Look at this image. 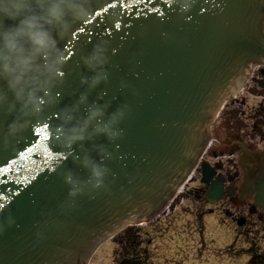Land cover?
<instances>
[{"label": "water", "instance_id": "obj_1", "mask_svg": "<svg viewBox=\"0 0 264 264\" xmlns=\"http://www.w3.org/2000/svg\"><path fill=\"white\" fill-rule=\"evenodd\" d=\"M263 21L264 0H90L60 41L56 103L0 148V264H78L111 222L162 206L203 149L201 130L224 85L264 56ZM101 41L107 78L89 89L81 57ZM82 93L105 118L122 111L119 134L90 128L66 147L61 113ZM12 119L0 109V141ZM93 164L104 170L99 186Z\"/></svg>", "mask_w": 264, "mask_h": 264}, {"label": "flooded vegetation", "instance_id": "obj_2", "mask_svg": "<svg viewBox=\"0 0 264 264\" xmlns=\"http://www.w3.org/2000/svg\"><path fill=\"white\" fill-rule=\"evenodd\" d=\"M207 137V146L186 183L193 187L188 205L191 216L186 223L199 224L201 230L187 233L177 228L174 224L182 216L172 212L180 208V202L172 203L142 224L121 227L106 238L102 247L113 243L122 252L121 260L113 264L124 260L127 264V260L130 264H225L224 255L235 238L242 240V264H264L263 56L227 85ZM217 193L219 198H215ZM226 230L232 236L226 238ZM170 232L177 233L181 242L173 252L168 246L173 241ZM192 241H199L200 248H187ZM156 243L153 247L160 254L153 258L150 247Z\"/></svg>", "mask_w": 264, "mask_h": 264}, {"label": "clouds", "instance_id": "obj_3", "mask_svg": "<svg viewBox=\"0 0 264 264\" xmlns=\"http://www.w3.org/2000/svg\"><path fill=\"white\" fill-rule=\"evenodd\" d=\"M89 12L90 0H0V109L13 117L0 148L7 147L9 136L23 131L30 118L39 117L45 107L56 103L55 89L63 81L66 64L60 41ZM81 62L92 73L81 82L95 88L107 78L106 43L94 44ZM86 98L82 93L77 105L61 113L60 130L66 147L83 141L90 128L92 134L103 133L109 139L119 134L115 126L122 111L117 109L105 118L104 107L95 102L85 104ZM81 104L83 116L78 115ZM91 175L99 186L104 170L93 164Z\"/></svg>", "mask_w": 264, "mask_h": 264}, {"label": "rangeland", "instance_id": "obj_4", "mask_svg": "<svg viewBox=\"0 0 264 264\" xmlns=\"http://www.w3.org/2000/svg\"><path fill=\"white\" fill-rule=\"evenodd\" d=\"M191 186V185H190ZM190 186H188L187 184L184 185L180 190H178V193L176 194V198H174V204L178 205V202H180L179 205V209L174 210L172 213H174V216L180 215L182 216V220H180L178 223H175L174 225H176L177 228H181L183 230L186 229L187 233H194V232H199L201 230V225L199 224H187L186 222L189 221L191 213H189V202H190V198L191 195L189 193V191H193V187L191 188ZM173 204V205H174ZM196 226H199L196 227ZM134 230H138V228H132ZM195 230V231H194ZM228 231V230H226ZM224 231L223 235L228 238L230 236H232V233L230 231L227 232ZM172 232H170L168 235L171 236L173 238V241H171L168 246L171 249L170 252L176 251V245L177 243H181L179 242V235L177 233L171 234ZM223 236V237H224ZM192 238V236L189 237V239ZM230 242V241H229ZM156 244L151 245L150 247V251H152L151 257H156L158 254V252H156V249H154L153 246L157 247ZM204 247L206 248L209 246L208 243L203 244ZM201 246V243L199 241H192L189 245H187L186 247L189 248L191 251L193 250V248H197L199 249ZM243 245H242V240H238L237 238H235L233 240V244L230 245V250L228 253H226V255H224V260H225V264H242V254L244 255L243 249H242ZM188 249V252L190 251ZM196 249V250H197ZM207 249V248H206ZM206 249H201L204 252H209ZM195 250V249H194ZM202 252L203 255H205V253ZM121 250L119 252L118 248H115V244L110 243L107 244L106 246H104L96 255L95 259L93 260L92 264H113L114 261H120L121 260ZM157 264V263H155Z\"/></svg>", "mask_w": 264, "mask_h": 264}, {"label": "bare ground", "instance_id": "obj_5", "mask_svg": "<svg viewBox=\"0 0 264 264\" xmlns=\"http://www.w3.org/2000/svg\"><path fill=\"white\" fill-rule=\"evenodd\" d=\"M167 198H168V197H166L163 201H166ZM158 204H159V203H158ZM158 204H157V205H158ZM157 205L153 206V208H156ZM137 218H138V217H137ZM135 219H136V218H135ZM102 248H103V247H102ZM102 248H101V249H102ZM101 249H100V250H101ZM100 250H99V251H100ZM99 251H98V252H99ZM76 258H77V256H76L75 258H73V259H76ZM73 259H72V260H73Z\"/></svg>", "mask_w": 264, "mask_h": 264}, {"label": "snow or ice", "instance_id": "obj_6", "mask_svg": "<svg viewBox=\"0 0 264 264\" xmlns=\"http://www.w3.org/2000/svg\"><path fill=\"white\" fill-rule=\"evenodd\" d=\"M47 138V137H46Z\"/></svg>", "mask_w": 264, "mask_h": 264}]
</instances>
